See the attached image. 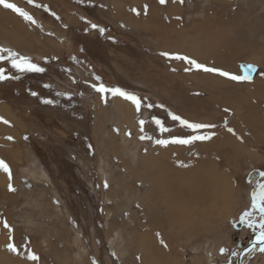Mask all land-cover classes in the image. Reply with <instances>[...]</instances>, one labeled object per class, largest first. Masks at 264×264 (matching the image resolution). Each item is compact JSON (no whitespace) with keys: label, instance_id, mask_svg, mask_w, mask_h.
I'll return each instance as SVG.
<instances>
[{"label":"rangeland","instance_id":"rangeland-1","mask_svg":"<svg viewBox=\"0 0 264 264\" xmlns=\"http://www.w3.org/2000/svg\"><path fill=\"white\" fill-rule=\"evenodd\" d=\"M8 2L28 12L36 23L0 7V48L29 58L45 71L18 73L10 60H0V72L9 77L0 81V118L8 121L0 122V160L10 169L14 189L9 190L8 174L0 170V238L8 233L4 221L12 229L5 244L13 243L22 256L31 251L39 257L37 261L24 258L30 264H142L136 235L110 231V222L114 218L130 229L134 219L145 221L138 180L142 166L164 160L176 171L188 168L191 174L212 167L218 192L214 191L208 207L200 208L201 215L190 211L188 222L176 223L182 232L178 237L164 232L170 243L154 237L162 256L151 255L144 264H233L239 249L255 239L257 231L240 223L243 213L251 210V193L257 190L248 177L257 173V185L264 183L260 175L264 172V0H167L164 5L158 0ZM163 24L173 33H167L172 43L167 52L153 31ZM99 28L104 29L103 35ZM184 32L186 38L181 39ZM195 40L200 45L211 42L212 47H206L213 52L254 47L253 57L242 56L230 70L218 68L241 75V65L252 64L256 71L251 81L185 71L191 67L185 61L161 55H184L207 66L213 61L210 51L202 52L200 60L186 53L198 48ZM214 42L219 47L214 48ZM203 75L217 78L215 86L220 89L205 86ZM95 77L107 87L141 98V110L110 93L102 100L90 86ZM258 80L262 84L256 91L253 86ZM229 82L236 98L225 95L230 92L225 88ZM245 101L253 107L250 122L245 120L249 111ZM119 103L130 106L128 118L119 112ZM169 112L214 125L202 130L212 138L191 145L155 144L156 139L187 135ZM140 120L145 121L143 132ZM155 120L170 131L161 133ZM141 135L152 139L141 140ZM225 136L240 156L227 150ZM211 143L223 144L232 158L197 157L200 145ZM172 146L184 149L183 157L191 153L189 157L195 159H177L174 148L165 150ZM251 219L258 222L259 214L254 212ZM255 253L248 252L246 264H257L256 257L264 255L257 251L254 258Z\"/></svg>","mask_w":264,"mask_h":264},{"label":"bare ground","instance_id":"bare-ground-1","mask_svg":"<svg viewBox=\"0 0 264 264\" xmlns=\"http://www.w3.org/2000/svg\"><path fill=\"white\" fill-rule=\"evenodd\" d=\"M240 17H241V15H240ZM239 20H241V18H239ZM144 24H146V23L144 22ZM166 24H169V23H166ZM201 25H202V23H201ZM213 25H214V22H213ZM146 26H148V25L146 24ZM146 26H145V28H146ZM160 27H156V26H155V28L153 27V31H154L155 37H157L158 43L160 42V43H162V45L167 46L166 47L167 49L165 47L164 48L162 47L163 51L167 52V50L168 51L170 50L169 46H172L170 39L167 37V35H168L167 33H169V35H171V34L173 35V33H171V30H167V27L164 28V24H163L162 28H160ZM210 27L208 25L207 30L210 29ZM212 27H214V26H212ZM249 29H251V27ZM208 33H209V31H208ZM185 38H186V34L184 32V35H183V37H181V39H185ZM226 40L227 39H224L223 41L225 42ZM243 40H242V43H243ZM202 42L203 43H201V45H200V43L196 42V40H195L193 45L198 46V48L194 49L192 52H190L189 50L186 51L187 55L194 57V58L197 56V57H199V60H200L201 54L206 53V51H207V53L210 51V50H208L209 47H206V44L210 45L209 43H211V42L205 43V41H202ZM224 42H223V45L225 48L226 43L224 44ZM214 43L216 44V42H214ZM218 43H219V41H218ZM216 45L217 46H214V48L219 47L218 44H216ZM221 45H222V42H221ZM204 46L206 48H204ZM210 46L212 47V44ZM248 46H250V45H248ZM201 47L203 48V50ZM245 47L240 48V47L234 46V48H232L230 50H224L223 48L222 49L218 48L215 52H213L214 50L212 49L213 51H210L212 53V55L210 54L209 56H211V58H213L212 59L213 61L211 63L210 62L207 63L208 64L207 66L215 67V68H221V66H222V67H224V69L230 70L234 65L233 62L236 61L237 59H240L242 56H246V58H247V55H248V58L253 57L252 53L256 52V50H254L255 48L252 46L246 47V48ZM181 48L185 52V49L182 46H181ZM250 60H252V59H250ZM197 74H199V73H197ZM207 77H208L207 75L206 76L203 75V77H202V79H204V81L206 83L205 86H207L209 88L215 87V89H220V88H216L218 86H215V85L219 84V80L217 78H215L213 76L208 77V78ZM207 82H209V83H207ZM261 84H262V81L258 80V82L256 84H254L253 89L256 90L257 86H261ZM226 87H228V90H230V92H227V91L225 92L226 97H229L231 95V93L233 94V98H236L235 96H238L236 93V89L233 92V88H232L233 84L231 82H229L227 84V86H225V88ZM225 88L221 87V90L224 91ZM256 91H258V90H256ZM240 96L242 97V95H240ZM236 104H238V103H236ZM244 105H245L244 107H247L245 109L249 110L248 113L246 114V117L244 116L245 120L247 122H250L251 121L250 115L252 112L251 108H253V107L248 105L246 103V101H245ZM129 107L130 106L128 104H125V103L124 104L119 103V106H118V109L120 108L119 112L122 113L123 116L126 118L129 117V115H127L128 112H130V111H127ZM237 108H238V106H237ZM124 109L126 111H122ZM126 112H127V114H125ZM128 120L129 119H126L127 122H128ZM226 141H227L226 142L227 143V145H226L227 150H229V152H232L233 155L235 154L237 156H240L241 154H239L237 146H235L232 142H230V138L226 137ZM224 147L225 146L223 144H215V143H211L207 147L205 145H200V148H199L200 154L197 157H199L201 155V156H204V157L210 159V157H216L219 155L220 156L222 155V157H223V155L225 154L224 156L226 158H230L231 155L229 154L228 151H226V149ZM170 149L171 150L173 149L174 156H176L177 159H186V158L189 159V158H191V159H189L190 161L192 159H195V157H193V156L189 157V155L191 153L188 155V157H185V156L183 157L184 149H182L180 147H173L172 146V147H169V149H165V150H170ZM167 154H169V153H167ZM168 157H170V156H168ZM197 157H196V160H198ZM176 160L174 163H176L178 161V160L177 161ZM182 163H185V161H182ZM229 163H230V161H229ZM170 166L171 165H169L167 161L164 162V160H163V162H160V165H156V164L153 165L152 164L150 166H142V170H141L142 174L138 180L141 183L142 190L144 193V195L142 194V196H143L142 199L140 198V201H141L140 204L143 205L142 206L143 208L141 209V213L145 217L144 218L145 221L142 220L143 217H141L142 221L140 219H137V220L134 219L133 222H134L135 226H133L130 229L128 228V226L126 224H124L120 221L118 222L114 218H112V220L110 222V231H119V232H125L126 234H135L136 235L135 242H137V252L139 254H141L140 260H141L142 264H144L145 259H148V257H151V255L156 254L157 256H162V252H160L159 248L157 247L158 244L155 241L154 237L157 238V236H158L159 239L165 240L167 242L171 241V237L166 236L165 235L166 233H164L166 230H167V235H168V231H169V233L171 231V233L173 235H175V237H178V235H180L182 232H180L181 230L177 231V228L175 227L176 223L177 224L178 223L185 224V222H188V220L191 218V214H192V213L190 214V211H195V214L198 213V215H201L202 213L201 214L199 213V211H201L200 208L202 209V208L209 206L210 201L213 199L212 198L213 193L217 189V188H215V185H214V184H216L215 183L216 171L214 173V170H212V167H209L208 170H206L202 166L203 169L199 168L197 174H191L188 172V168L187 169H181V170L179 169L176 171L175 169L171 168ZM139 189L141 192V188H139ZM216 195H217V193H216ZM219 197H220V194H219ZM213 202H214V200H213ZM204 216H205V214H204ZM136 218H138V217L136 216ZM130 224H132V223H130ZM187 226H189V225H187ZM157 234H159V235H157ZM184 234L185 233H183V235ZM189 234H190V231H189ZM0 241H1V239H0ZM2 243H3V241L0 242V245ZM155 244H157V245H155ZM137 259H139V257ZM253 261H252V263H253ZM244 263H245V260H243V264Z\"/></svg>","mask_w":264,"mask_h":264},{"label":"snow or ice","instance_id":"snow-or-ice-1","mask_svg":"<svg viewBox=\"0 0 264 264\" xmlns=\"http://www.w3.org/2000/svg\"><path fill=\"white\" fill-rule=\"evenodd\" d=\"M28 3H33V0H27ZM158 2L161 5H164L167 0H158ZM182 3L183 0H180ZM37 7H40V5H36ZM0 7H2L5 10H11L13 13L17 14L19 17L23 18L24 21L35 24L36 21L34 18L26 11L21 9L20 7H17L16 4L14 3H9L8 0H0ZM47 11V9L45 8ZM147 10V6H145V11ZM132 11L139 15V12L137 9L133 8ZM91 27L93 29H97L98 26L96 24H92ZM99 31L101 35L104 33L103 28H99ZM0 52H6L7 56H0V60L3 59H8L10 60L11 68L15 69L16 72L18 73H43L45 71L44 68L39 67L35 63H32L29 58L19 55L17 52L12 51L10 49H4L0 48ZM162 56L165 57H170L175 60H181L185 61L188 65H190V68H186L185 71H190L192 69L202 71L205 73H210V74H215L221 77H226L227 79L235 82H242V81H248L250 82L252 79V73L256 71V67L252 64H244L241 65L242 69V74L241 75H234L230 74L227 71L215 68V67H208L205 66L201 63H198L196 60L191 59L187 56L184 55H179V54H170V53H161ZM264 75V74H261ZM9 77H6L2 72H0V81H3L5 79H8ZM18 78V77H16ZM96 83H93L90 85L92 89L100 94V98L102 100H106V94H111L112 97H119L122 98L125 101L131 102L132 105H134L135 110L139 112L141 110V105L143 103L142 99L137 97L136 95L122 90L119 87H107L103 84L102 81H100L99 77L94 78ZM32 95H36V93H32ZM45 104H51L52 101L50 100H44L42 101ZM146 107L151 108L152 105L148 104ZM227 112L228 109H225ZM169 117L171 118L172 121L177 122L178 126L182 129H184L187 133L186 136L184 137H177L173 136L169 139H156L154 141L155 144L160 145L162 147H167L169 144H178V145H191L194 144L196 141H207L212 138L213 134H206L202 133V130L207 129V128H212L215 127L214 125L210 124H204V123H198V122H190L184 118H182L179 115H175L171 112L168 113ZM0 122H3L5 124L8 123V121L3 120V118H0ZM154 123L156 126L159 128V131L161 133H166L169 132L170 129L166 128L163 126L160 120H155ZM139 124L141 126V132H143V125L145 124V121L140 120ZM229 132H233V129L228 128L227 129ZM130 135V134H129ZM239 138V137H238ZM7 139L11 140V137H7ZM141 140L144 139H152L150 136H145L141 135L140 136ZM0 170H2L4 173L8 174V179H9V190L14 191L11 185V172L8 167V165L3 161L0 160ZM261 176H264V172L260 173ZM105 187H107V184H105ZM256 212L259 214V220L258 222L254 221L251 219L253 216V213ZM240 223L244 224L248 228L252 229H257L256 234H255V240L252 241V247L248 248V252H254V251H259L260 253H264V183L258 184L257 185V190L253 191L251 193V210L246 211L243 213V215L240 217ZM3 226L8 230L9 234V239L11 240V235H12V229L8 225L6 221L3 222ZM159 235V234H157ZM256 245H259V248L257 249ZM7 249L11 253H17V247L9 242L7 244ZM221 252H224V249H221ZM27 258L31 261H37L39 257L35 255L33 252L28 251L27 252Z\"/></svg>","mask_w":264,"mask_h":264},{"label":"crops","instance_id":"crops-1","mask_svg":"<svg viewBox=\"0 0 264 264\" xmlns=\"http://www.w3.org/2000/svg\"><path fill=\"white\" fill-rule=\"evenodd\" d=\"M1 110L5 111L4 109H1ZM7 235H8V233L5 231L3 236H1V238H0L1 239L0 242L3 241V243L0 245V264H30V263H27L24 261V258L28 259L27 256H25V255L22 256L21 254H18L19 252L18 253H11L8 251V249H7L8 243L5 244V241H7V238H6ZM2 247H4L3 250H1ZM256 253L254 255V258L256 257ZM259 254H261V253H259ZM15 256H17V258H15ZM256 259H259L257 264H264V255H260V256L256 257ZM254 261H253V263H254Z\"/></svg>","mask_w":264,"mask_h":264},{"label":"flooded vegetation","instance_id":"flooded-vegetation-1","mask_svg":"<svg viewBox=\"0 0 264 264\" xmlns=\"http://www.w3.org/2000/svg\"><path fill=\"white\" fill-rule=\"evenodd\" d=\"M257 173L255 174H250L248 179L250 180L251 184L256 186L257 187V183H258V174L256 175ZM257 181V182H256ZM255 240V239H251L249 242H247L246 245H244L243 247H241L239 249V252H237V255H236V259L235 261L233 262V264H242L243 260L245 259L244 257L248 254V247L252 244V241ZM259 248V247H257ZM257 252V251H255ZM260 253V252H259ZM246 264V262L244 263Z\"/></svg>","mask_w":264,"mask_h":264},{"label":"water","instance_id":"water-1","mask_svg":"<svg viewBox=\"0 0 264 264\" xmlns=\"http://www.w3.org/2000/svg\"><path fill=\"white\" fill-rule=\"evenodd\" d=\"M251 246H252V244H251ZM256 246H259V245H256Z\"/></svg>","mask_w":264,"mask_h":264}]
</instances>
